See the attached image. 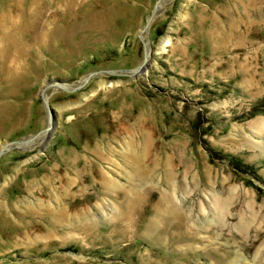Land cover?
I'll return each mask as SVG.
<instances>
[{
	"label": "rangeland",
	"instance_id": "rangeland-1",
	"mask_svg": "<svg viewBox=\"0 0 264 264\" xmlns=\"http://www.w3.org/2000/svg\"><path fill=\"white\" fill-rule=\"evenodd\" d=\"M159 1L0 0V264H264V0Z\"/></svg>",
	"mask_w": 264,
	"mask_h": 264
},
{
	"label": "bare ground",
	"instance_id": "bare-ground-1",
	"mask_svg": "<svg viewBox=\"0 0 264 264\" xmlns=\"http://www.w3.org/2000/svg\"><path fill=\"white\" fill-rule=\"evenodd\" d=\"M161 2H163V0ZM147 31L148 30H146V32L143 33V36H144L143 39H145V37L147 35ZM61 86L62 87H66L65 84H62ZM52 134H53V132H50V133L49 132H44V133H41V135H37L39 137L38 139H37V137H33L31 139L27 138L23 142L19 143L18 146H16V147H20V148H22L24 150L35 149L37 146H39L41 144H46V141H48V139L52 136Z\"/></svg>",
	"mask_w": 264,
	"mask_h": 264
},
{
	"label": "water",
	"instance_id": "water-1",
	"mask_svg": "<svg viewBox=\"0 0 264 264\" xmlns=\"http://www.w3.org/2000/svg\"><path fill=\"white\" fill-rule=\"evenodd\" d=\"M162 0H160L159 1V3L156 5V7H155V9H154V12H153V14H152V16L150 17V19L148 20V22H147V26H146V29L147 28H149V26H150V24H151V22H152V20H153V17H154V15H155V13H156V11L158 10V6H159V4H160V2H161ZM147 61V60H146ZM43 96H44V98H45V101H46V103L49 105V102H48V99L46 98V96H45V93H43ZM49 107H50V105H49ZM51 109V113H53V111H52V108H50ZM50 121H52V120H50ZM52 122H50V125L48 126V130H50L51 128H52ZM24 140L22 139V140H17V141H14L13 143H21V142H23ZM5 148L4 149H2L1 151H0V159H1V157H2V155L4 154V152H5Z\"/></svg>",
	"mask_w": 264,
	"mask_h": 264
}]
</instances>
